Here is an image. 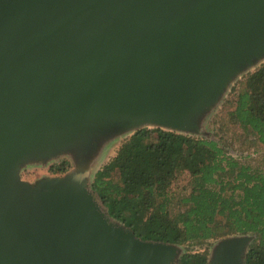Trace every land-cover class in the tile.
Returning a JSON list of instances; mask_svg holds the SVG:
<instances>
[{"label":"water","instance_id":"obj_1","mask_svg":"<svg viewBox=\"0 0 264 264\" xmlns=\"http://www.w3.org/2000/svg\"><path fill=\"white\" fill-rule=\"evenodd\" d=\"M262 54L264 0H0V264H171V244L112 225L80 178L32 186L19 164L87 123L184 128ZM248 239L210 264H242Z\"/></svg>","mask_w":264,"mask_h":264},{"label":"trees","instance_id":"obj_2","mask_svg":"<svg viewBox=\"0 0 264 264\" xmlns=\"http://www.w3.org/2000/svg\"><path fill=\"white\" fill-rule=\"evenodd\" d=\"M230 100L223 125L264 145V63L244 76ZM220 141L139 127L95 172L90 189L108 217L141 240L192 248L242 235L249 238L242 264H264V172ZM68 166L61 161L50 170ZM183 175L186 184L175 190ZM208 256L207 250H185L171 264H210Z\"/></svg>","mask_w":264,"mask_h":264},{"label":"rangeland","instance_id":"obj_3","mask_svg":"<svg viewBox=\"0 0 264 264\" xmlns=\"http://www.w3.org/2000/svg\"><path fill=\"white\" fill-rule=\"evenodd\" d=\"M263 63L264 54L245 62L226 76L222 80L216 95L203 103L202 106L198 107L191 114L188 118V124L184 128H175L169 125H161L155 121L146 120L131 125L129 124L128 127L121 128L117 131L106 132L104 128L87 123L80 126L70 136H67L55 152L47 156L36 153L23 158L19 167L17 166L19 178L23 182L33 186L43 179L72 176L74 179L80 178L79 180L85 190L91 193L90 183L95 172L115 155L124 139L142 126L162 127L195 137H208L216 140H219L221 137L220 143L226 151H230L232 154L244 153L248 157L244 161L259 167L264 172V145L253 135L245 136L244 132L237 126L223 125L227 121V111L230 108L228 100L232 99L235 90L239 87V82L247 73L255 70ZM61 161L69 162L68 169L65 172L56 173L50 170L51 165L58 164ZM187 179V175H183L175 180L173 184L174 189H179L185 185ZM97 203L101 211L106 213L105 208L99 202ZM105 215L112 225L120 230H128L119 221L108 217L107 214ZM240 237L242 235H227L196 245L192 248L187 244L172 245L171 247L174 250L173 259H176L185 250H207L209 253L208 258L212 263L216 256L217 248L223 240ZM248 244L249 239L243 245L240 256H244Z\"/></svg>","mask_w":264,"mask_h":264},{"label":"built area","instance_id":"obj_4","mask_svg":"<svg viewBox=\"0 0 264 264\" xmlns=\"http://www.w3.org/2000/svg\"><path fill=\"white\" fill-rule=\"evenodd\" d=\"M232 154V153H231ZM233 156H240V155H244V153H238V154H232Z\"/></svg>","mask_w":264,"mask_h":264}]
</instances>
